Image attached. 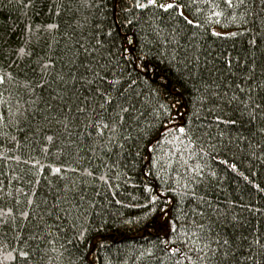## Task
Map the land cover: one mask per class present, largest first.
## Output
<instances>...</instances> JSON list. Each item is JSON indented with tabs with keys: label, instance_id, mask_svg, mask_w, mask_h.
I'll use <instances>...</instances> for the list:
<instances>
[{
	"label": "trees",
	"instance_id": "trees-1",
	"mask_svg": "<svg viewBox=\"0 0 264 264\" xmlns=\"http://www.w3.org/2000/svg\"><path fill=\"white\" fill-rule=\"evenodd\" d=\"M0 78V264H264V0H0Z\"/></svg>",
	"mask_w": 264,
	"mask_h": 264
},
{
	"label": "snow or ice",
	"instance_id": "snow-or-ice-1",
	"mask_svg": "<svg viewBox=\"0 0 264 264\" xmlns=\"http://www.w3.org/2000/svg\"><path fill=\"white\" fill-rule=\"evenodd\" d=\"M149 3H155V0H149ZM171 7H173L172 4H168V5H167V8H171ZM0 82H2V78H0ZM105 127H107V125H105ZM179 131H180L181 133H183V132L185 131V129H184V128H180ZM56 171L59 172L60 170L57 169ZM224 243L227 244V241H225Z\"/></svg>",
	"mask_w": 264,
	"mask_h": 264
}]
</instances>
